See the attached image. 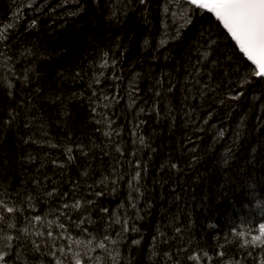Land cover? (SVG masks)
<instances>
[{
  "label": "trees",
  "instance_id": "1",
  "mask_svg": "<svg viewBox=\"0 0 264 264\" xmlns=\"http://www.w3.org/2000/svg\"><path fill=\"white\" fill-rule=\"evenodd\" d=\"M31 3L32 0H0V23H9L15 11L21 13L9 37L10 54L18 60L15 71L19 74L25 68L31 69L27 83L21 87L16 82L13 97L0 87V122L7 121L12 110L19 113L11 126L0 124V187L13 195L25 192L38 195L37 210L43 214L54 207L44 199L53 182L59 192H67L71 199L72 184L78 181L77 197L95 200L90 231L105 225L106 217L99 208L112 212L121 204L127 205L125 184L116 192L106 189L101 197L93 196L100 187L89 188L116 164L118 156L115 152L105 154L114 146L102 135L106 129L95 122L96 113L90 104L89 84L94 74L99 73L97 65L107 51L117 60V75L121 78L113 81L106 75L103 83L95 86L98 91L112 93L116 84L123 95L134 74L139 73L136 79L140 91L135 106L129 107L130 101L125 96L110 109L109 114L114 112L115 120L112 127L121 131L117 139L122 142L125 156L132 159L128 156L134 148L131 133L137 121L142 120L138 134L150 145L139 152L148 168L143 180L144 196L138 204L142 217L136 221L139 232L128 234L121 255L128 258L129 264H164L163 253L187 241L191 247L203 248L210 254L218 245H224L226 253L238 257L243 250L238 249L240 241H233L232 233L254 230L264 223V128H258L255 121L259 105L249 111L253 107L251 97L264 90V81H256L246 89L245 98L235 107L229 106L232 101L225 105L209 103L212 93L201 107L199 98H191L198 97V86L185 82L187 72L194 70L197 56L204 50L201 46L209 40L214 41L209 59L215 60V66L205 62L199 77L201 83L208 81L211 72V84L218 93L226 95L230 83L238 74L245 73L247 62L226 30L211 14L197 10L191 25L173 39L180 21L173 20L164 8L179 13V6L188 7L182 0H149L146 13L143 6L135 5L134 10H125L119 22L109 15L112 4L120 15L122 5L116 0L101 3L80 0L84 11L77 15L69 14L80 7L77 3L35 0L29 7ZM33 19L36 26L30 27ZM162 39L167 41L164 46H160ZM29 49L31 56H21ZM111 72L109 68L107 73ZM162 76L164 85L157 98L155 82ZM169 77L175 84L172 93L164 90ZM154 103L158 105L159 116L156 111H148ZM141 107L145 112L138 114ZM189 108L194 109L191 114ZM209 109L214 110L209 124L226 129L225 137L218 139L209 125H204L203 132L194 131ZM242 119L244 135L233 143ZM189 138L194 143H189ZM47 141L58 146L70 143L74 150L76 143H82L91 151L87 158L75 153L76 160L60 168L52 161L66 160L62 148H51ZM171 163H176L178 169L170 168ZM86 169L87 177L82 175ZM122 169L128 171L127 165ZM36 181H41L39 186ZM177 226L184 229L179 238L174 232ZM160 231L165 236H159ZM132 239H139L140 244H132ZM23 259L27 264H48L50 258L25 253Z\"/></svg>",
  "mask_w": 264,
  "mask_h": 264
},
{
  "label": "snow or ice",
  "instance_id": "2",
  "mask_svg": "<svg viewBox=\"0 0 264 264\" xmlns=\"http://www.w3.org/2000/svg\"><path fill=\"white\" fill-rule=\"evenodd\" d=\"M69 2L80 4V0H64V3ZM96 3H101V0H94ZM35 0L29 4L32 7ZM116 3L121 4L119 9L120 15H117L116 5H111L110 18L119 22L126 14L125 10H134L135 5L143 6L142 10L146 13L148 10L149 0H116ZM187 8L180 7L179 13L170 11V8L165 6L164 12L170 14L173 20H179L180 23L175 29L172 36L173 39L179 38L182 30L191 25L194 15L197 10H202L205 13L211 14L218 25L226 30L227 36L234 41L235 48L246 58L247 69L244 74H238L237 79L230 83L226 95H221L217 92L216 86L211 84V72L208 73V81L201 83L199 77L203 74L204 68L207 64L215 66V60L209 59L212 55L210 49L214 41H205L201 47L203 51L199 53L193 65V71L187 72L185 82L191 83L197 87V96L192 99L199 98L201 107L203 102L208 97L209 93L213 96L209 103L216 102L220 105H225L228 101L234 102L230 107L238 106L242 98H245L246 89H248L256 81H264V0H185ZM101 6H103L101 4ZM39 10V9H36ZM84 11V7H80L70 12V15H77ZM21 18L19 11L13 12V18L9 23H0V87L6 91L9 97L14 96V89L16 82L19 81L21 87L29 81L28 72L31 69L25 68L19 74L15 71V66L18 62L10 54L11 46L9 37L15 29L17 21ZM36 26V20L30 22V27ZM166 40L160 41V46L166 44ZM148 41H145L147 44ZM32 51L29 49L21 53V56H31ZM166 58V57H165ZM101 62L97 65L100 69L99 73L94 74L89 88L91 89L90 104L92 105V112L96 113L94 117L98 125H103L106 130L97 128V131H102V135L106 138L108 144L114 147L110 152H105L106 155H111L115 152L118 156L115 157L116 164L107 171L102 173L98 180L90 185V190L94 187H100V191L93 192L94 197H101L105 194V190L116 192L121 184H125L128 189V203L121 204L116 210L109 212L107 208H99V211L106 217L105 225L102 228H91L94 221L91 219L92 205L95 203L94 199H88L84 196L77 197L76 188L79 182L72 184V197L68 199V193H61L57 186H54L51 191H46L44 199L51 201L54 207L50 208L48 212L41 214L37 210V204L40 202L38 195L31 193H16L13 195L7 189L0 187V264H27L23 259V254L32 253L39 254L40 257H48V264H129L127 257L121 255V246L125 243L129 233H138L139 229L136 227V221L141 219L138 207L139 201L143 198L144 189L143 180L147 176V164L142 163L139 157L141 148H149L150 145L146 142L142 135L138 134V130L144 123L138 120L131 133L134 148L128 153L132 159L125 156V151L120 139L121 131L113 128L112 125L115 120L112 119L114 112L109 114L113 105L118 104L120 100L127 96L130 101L129 107H134L136 101L139 99V85L137 77L139 73L134 74V78L129 82L127 89L122 95L119 92V86L114 84L116 89L112 93H108L103 89L99 91L95 86L103 83L104 77L107 75L108 79L119 81L120 76L117 75L116 65L117 60L110 57L109 52H103L100 57ZM111 68L112 72L107 73ZM157 90L154 95L159 98L161 90L164 85L163 76L156 82ZM175 84L171 77L167 81V88L164 89L167 93H172ZM38 91V90H37ZM191 92V89H188ZM189 97H185L187 100ZM253 107L249 111L256 110V105H259L255 121L258 128H264V90L258 95L251 97ZM193 108H189L188 112L191 114ZM148 111H156L159 116V109L156 103L153 104ZM143 107L139 108V113H144ZM18 112L12 110L8 113V120L2 121L0 124L11 126ZM169 115L171 113L169 112ZM214 115V110L209 109L202 123L194 129L197 132L205 131L204 125H209L215 130L217 138H223L226 135V129L217 128L216 124H209ZM27 127L28 124L26 123ZM245 121L242 119L236 132L234 133L233 143H236L244 135ZM44 135H47L44 133ZM32 140V137H29ZM28 141H25L27 143ZM36 142V141H32ZM51 148L61 147L66 160L63 162L53 160L52 163L57 167L64 168L67 164L76 160L78 153L80 156L87 158L91 151L86 145L82 143L73 146L64 144L58 146L57 144L47 141ZM189 143H194L189 138ZM104 147H107L105 145ZM193 151L195 148L192 149ZM155 151V149H152ZM231 152V149H229ZM227 163V158L225 160ZM127 165L128 171L122 169L123 165ZM172 169H178L176 163L168 165ZM87 177L89 172L87 169L82 173ZM41 181H36L37 186ZM56 201H60L58 204ZM145 203H147L145 201ZM35 213V214H34ZM73 213H78L75 217ZM53 216L49 220L48 216ZM131 222V223H130ZM118 226V227H117ZM174 232L177 234L176 238L182 237L184 229L180 226L175 227ZM255 232V234H253ZM159 236H165V233L160 231ZM233 241L239 240L238 257L226 253L224 245H218L215 252L210 254L208 250L203 248H193L187 241L182 245L175 246L171 251L163 253L164 264H264V223H260L256 229L237 230L232 233ZM191 239V237H189ZM155 240V238H154ZM164 241H162L163 243ZM134 245H139V239H132ZM156 253L154 252L153 255Z\"/></svg>",
  "mask_w": 264,
  "mask_h": 264
},
{
  "label": "water",
  "instance_id": "3",
  "mask_svg": "<svg viewBox=\"0 0 264 264\" xmlns=\"http://www.w3.org/2000/svg\"><path fill=\"white\" fill-rule=\"evenodd\" d=\"M183 2H185V0H182ZM235 43V42H234Z\"/></svg>",
  "mask_w": 264,
  "mask_h": 264
},
{
  "label": "bare ground",
  "instance_id": "4",
  "mask_svg": "<svg viewBox=\"0 0 264 264\" xmlns=\"http://www.w3.org/2000/svg\"><path fill=\"white\" fill-rule=\"evenodd\" d=\"M246 60V58H244Z\"/></svg>",
  "mask_w": 264,
  "mask_h": 264
}]
</instances>
